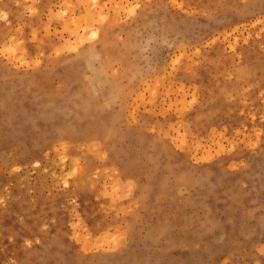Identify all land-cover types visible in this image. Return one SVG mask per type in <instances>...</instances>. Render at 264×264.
<instances>
[{"label":"rangeland","instance_id":"1","mask_svg":"<svg viewBox=\"0 0 264 264\" xmlns=\"http://www.w3.org/2000/svg\"><path fill=\"white\" fill-rule=\"evenodd\" d=\"M0 264H264V0H0Z\"/></svg>","mask_w":264,"mask_h":264}]
</instances>
